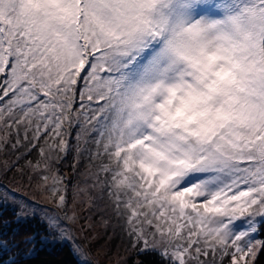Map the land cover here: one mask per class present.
<instances>
[{"label": "snow or ice", "instance_id": "6c2138e0", "mask_svg": "<svg viewBox=\"0 0 264 264\" xmlns=\"http://www.w3.org/2000/svg\"><path fill=\"white\" fill-rule=\"evenodd\" d=\"M9 148L0 224L9 211L15 227L0 231V264L34 255L29 222L74 264H99L74 227L93 209L109 241L120 233L109 264H258L264 0H0ZM73 150L76 184L57 167Z\"/></svg>", "mask_w": 264, "mask_h": 264}, {"label": "rangeland", "instance_id": "374dc122", "mask_svg": "<svg viewBox=\"0 0 264 264\" xmlns=\"http://www.w3.org/2000/svg\"><path fill=\"white\" fill-rule=\"evenodd\" d=\"M13 141H14V137H13ZM20 151L22 152L23 149H20ZM15 157H16V153L12 152L10 148L6 154H0V160L8 159L9 161H11L14 160ZM74 157H75V152L73 150L69 152V154L57 165L61 173L69 176L71 184H76L78 181L83 180V177H81L78 172L75 175H71L73 171L72 166L74 163ZM29 158L34 160L36 158V153L33 152L31 156L22 159L19 162L20 165H23L24 160ZM79 170L80 171L83 170V164L80 165ZM8 175L12 176L13 173H9ZM99 203H103V202H99ZM89 216H91L90 222L93 223V229L91 231L81 232V229L86 227L85 222L88 221ZM74 227L76 228V233H75L76 237L81 244L90 242L91 251L94 257L99 260V264H109V258H111V260L113 261L118 258L116 255L117 252L116 244L119 241V236H120L119 230L117 229L115 238L109 241L108 234H105L104 230L99 227V217L98 214H96L95 209H93L91 212H85L79 224L75 225ZM111 231H112L111 228H109L108 233L110 234ZM94 234L97 236V238L95 240H92L91 238ZM119 256H127V253L124 251L123 246H121V249L119 251ZM130 257H133L134 259L137 258V256L135 255H131ZM225 264H227V262H225Z\"/></svg>", "mask_w": 264, "mask_h": 264}, {"label": "trees", "instance_id": "16d2710c", "mask_svg": "<svg viewBox=\"0 0 264 264\" xmlns=\"http://www.w3.org/2000/svg\"><path fill=\"white\" fill-rule=\"evenodd\" d=\"M12 215L9 211H5L3 214V220L8 221L7 224H0V231L3 232L6 239L11 238L12 229L15 225L12 223ZM21 231L24 232H35L36 233V251L34 255L26 259L21 260V264H74L73 258L69 254L68 248L65 245H60L57 243L47 242L42 243V238L47 235L42 225H38L35 222H29L26 224ZM19 239V237H17ZM30 247V246H29ZM24 245H21L20 249H13L16 251H26ZM6 258V257H5ZM139 259L144 262V264H154V257H129L128 264H135V261ZM258 264H264V251L259 254Z\"/></svg>", "mask_w": 264, "mask_h": 264}]
</instances>
